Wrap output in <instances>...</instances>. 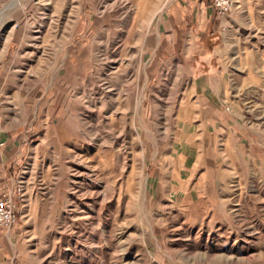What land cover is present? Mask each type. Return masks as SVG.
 I'll list each match as a JSON object with an SVG mask.
<instances>
[{"label": "rangeland", "instance_id": "374dc122", "mask_svg": "<svg viewBox=\"0 0 264 264\" xmlns=\"http://www.w3.org/2000/svg\"><path fill=\"white\" fill-rule=\"evenodd\" d=\"M233 1L0 0V264H264V0Z\"/></svg>", "mask_w": 264, "mask_h": 264}, {"label": "built area", "instance_id": "2783aa9c", "mask_svg": "<svg viewBox=\"0 0 264 264\" xmlns=\"http://www.w3.org/2000/svg\"><path fill=\"white\" fill-rule=\"evenodd\" d=\"M209 2L215 15L229 12L234 4L233 0H209ZM16 188L17 191H21V188ZM14 211L13 197L10 194L0 197V228H9L14 224Z\"/></svg>", "mask_w": 264, "mask_h": 264}, {"label": "crops", "instance_id": "0c3cea01", "mask_svg": "<svg viewBox=\"0 0 264 264\" xmlns=\"http://www.w3.org/2000/svg\"><path fill=\"white\" fill-rule=\"evenodd\" d=\"M209 1V0H208ZM185 160V159H184ZM4 239L0 238V242L3 241Z\"/></svg>", "mask_w": 264, "mask_h": 264}]
</instances>
